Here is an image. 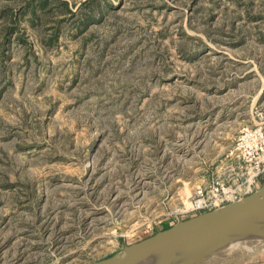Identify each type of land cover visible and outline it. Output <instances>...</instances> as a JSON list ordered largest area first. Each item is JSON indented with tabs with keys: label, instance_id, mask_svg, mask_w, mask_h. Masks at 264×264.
Masks as SVG:
<instances>
[{
	"label": "rangeland",
	"instance_id": "rangeland-1",
	"mask_svg": "<svg viewBox=\"0 0 264 264\" xmlns=\"http://www.w3.org/2000/svg\"><path fill=\"white\" fill-rule=\"evenodd\" d=\"M263 108L264 0H0V264L174 224Z\"/></svg>",
	"mask_w": 264,
	"mask_h": 264
},
{
	"label": "water",
	"instance_id": "water-1",
	"mask_svg": "<svg viewBox=\"0 0 264 264\" xmlns=\"http://www.w3.org/2000/svg\"><path fill=\"white\" fill-rule=\"evenodd\" d=\"M257 239L264 240V184L240 200L175 222L92 264H194ZM193 251L209 254L181 260Z\"/></svg>",
	"mask_w": 264,
	"mask_h": 264
},
{
	"label": "built area",
	"instance_id": "built-area-1",
	"mask_svg": "<svg viewBox=\"0 0 264 264\" xmlns=\"http://www.w3.org/2000/svg\"><path fill=\"white\" fill-rule=\"evenodd\" d=\"M264 184V108L244 125L220 161L214 178L195 186L175 222L222 207Z\"/></svg>",
	"mask_w": 264,
	"mask_h": 264
},
{
	"label": "crops",
	"instance_id": "crops-1",
	"mask_svg": "<svg viewBox=\"0 0 264 264\" xmlns=\"http://www.w3.org/2000/svg\"><path fill=\"white\" fill-rule=\"evenodd\" d=\"M238 246L194 264H264V246Z\"/></svg>",
	"mask_w": 264,
	"mask_h": 264
},
{
	"label": "bare ground",
	"instance_id": "bare-ground-1",
	"mask_svg": "<svg viewBox=\"0 0 264 264\" xmlns=\"http://www.w3.org/2000/svg\"><path fill=\"white\" fill-rule=\"evenodd\" d=\"M258 238H263V236L261 235ZM208 254H209L208 252L193 251V252L188 253L187 258H183L181 260H184V259L195 260V259H199V258H204V257H207ZM146 264H164V263L156 261V262H149Z\"/></svg>",
	"mask_w": 264,
	"mask_h": 264
},
{
	"label": "trees",
	"instance_id": "trees-1",
	"mask_svg": "<svg viewBox=\"0 0 264 264\" xmlns=\"http://www.w3.org/2000/svg\"><path fill=\"white\" fill-rule=\"evenodd\" d=\"M96 5H98V4H96ZM109 5H111V4L109 3L108 6H109ZM111 7H112V6H111ZM87 18L95 19V17H93V16H89V17H87ZM169 226H171V225L163 226V229H164V228H167V227H169Z\"/></svg>",
	"mask_w": 264,
	"mask_h": 264
}]
</instances>
